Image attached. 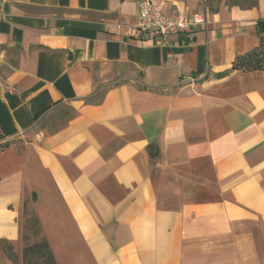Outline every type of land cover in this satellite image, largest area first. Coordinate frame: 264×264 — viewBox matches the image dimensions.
I'll use <instances>...</instances> for the list:
<instances>
[{"label":"crops","instance_id":"crops-1","mask_svg":"<svg viewBox=\"0 0 264 264\" xmlns=\"http://www.w3.org/2000/svg\"><path fill=\"white\" fill-rule=\"evenodd\" d=\"M139 1L0 0V264L25 211L57 264H264V0Z\"/></svg>","mask_w":264,"mask_h":264},{"label":"trees","instance_id":"trees-1","mask_svg":"<svg viewBox=\"0 0 264 264\" xmlns=\"http://www.w3.org/2000/svg\"><path fill=\"white\" fill-rule=\"evenodd\" d=\"M256 25L258 32L261 34L259 45L252 51L237 56L233 62L232 69L247 71L264 69V19H259ZM24 213L27 214L26 211ZM21 230V240L23 241L21 250L22 264H57L48 240L42 233L41 225L33 213H30V216L25 218ZM27 230H30L31 235L35 238L34 241L28 242L29 235L26 232ZM0 246L9 257H14L13 248L9 242L0 240Z\"/></svg>","mask_w":264,"mask_h":264},{"label":"built area","instance_id":"built-area-1","mask_svg":"<svg viewBox=\"0 0 264 264\" xmlns=\"http://www.w3.org/2000/svg\"><path fill=\"white\" fill-rule=\"evenodd\" d=\"M138 6L136 29L142 33L179 34L206 23L205 16L198 12L169 14L159 7L157 0H140Z\"/></svg>","mask_w":264,"mask_h":264},{"label":"rangeland","instance_id":"rangeland-1","mask_svg":"<svg viewBox=\"0 0 264 264\" xmlns=\"http://www.w3.org/2000/svg\"><path fill=\"white\" fill-rule=\"evenodd\" d=\"M29 216H30V212H27V214H24V216L21 217V223H20L21 228H22V225H23V223H24V221H25V218H28ZM26 232H27V234L29 235L28 242H32V241H34L35 238L31 235L30 230H27ZM21 243H22V246H23V241H22V240H21Z\"/></svg>","mask_w":264,"mask_h":264}]
</instances>
